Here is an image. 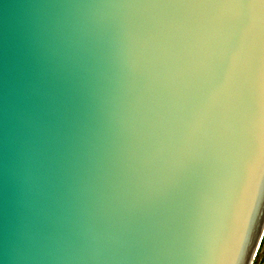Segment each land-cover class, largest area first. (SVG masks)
Segmentation results:
<instances>
[{
  "label": "water",
  "instance_id": "95a60500",
  "mask_svg": "<svg viewBox=\"0 0 264 264\" xmlns=\"http://www.w3.org/2000/svg\"><path fill=\"white\" fill-rule=\"evenodd\" d=\"M262 147L264 0H0V264H252Z\"/></svg>",
  "mask_w": 264,
  "mask_h": 264
},
{
  "label": "rangeland",
  "instance_id": "374dc122",
  "mask_svg": "<svg viewBox=\"0 0 264 264\" xmlns=\"http://www.w3.org/2000/svg\"><path fill=\"white\" fill-rule=\"evenodd\" d=\"M252 264H264V237H262V240L260 242L254 260L252 261Z\"/></svg>",
  "mask_w": 264,
  "mask_h": 264
},
{
  "label": "snow or ice",
  "instance_id": "6c2138e0",
  "mask_svg": "<svg viewBox=\"0 0 264 264\" xmlns=\"http://www.w3.org/2000/svg\"><path fill=\"white\" fill-rule=\"evenodd\" d=\"M255 164H259L261 166H264V147H262L260 157L256 161ZM257 218L259 219V213L257 214ZM253 227H255V226H253ZM261 236L264 237V227L261 228Z\"/></svg>",
  "mask_w": 264,
  "mask_h": 264
}]
</instances>
